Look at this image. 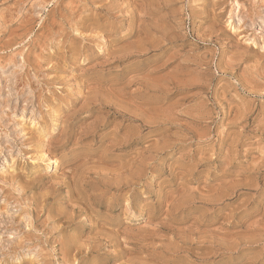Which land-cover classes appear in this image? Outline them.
<instances>
[{
	"label": "rangeland",
	"instance_id": "1",
	"mask_svg": "<svg viewBox=\"0 0 264 264\" xmlns=\"http://www.w3.org/2000/svg\"><path fill=\"white\" fill-rule=\"evenodd\" d=\"M0 264H264V0H0Z\"/></svg>",
	"mask_w": 264,
	"mask_h": 264
},
{
	"label": "bare ground",
	"instance_id": "2",
	"mask_svg": "<svg viewBox=\"0 0 264 264\" xmlns=\"http://www.w3.org/2000/svg\"><path fill=\"white\" fill-rule=\"evenodd\" d=\"M102 105V104H101Z\"/></svg>",
	"mask_w": 264,
	"mask_h": 264
}]
</instances>
